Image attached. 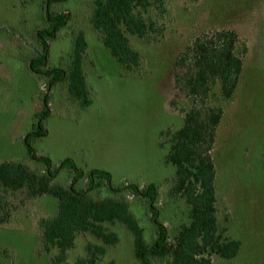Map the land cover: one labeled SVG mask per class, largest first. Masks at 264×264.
<instances>
[{"label": "rangeland", "instance_id": "1", "mask_svg": "<svg viewBox=\"0 0 264 264\" xmlns=\"http://www.w3.org/2000/svg\"><path fill=\"white\" fill-rule=\"evenodd\" d=\"M25 1L22 6L20 0H0V162H27L22 139L30 131L33 113L46 91V80L27 66L37 44L36 32L44 26L40 16L43 0ZM93 1L64 0L51 6L53 11L66 13L69 21L49 41L47 62L51 67L67 65L73 38L82 31L87 44L83 66L92 101L81 108L69 102L65 90L55 84L49 94L47 136L35 141L36 153L49 157L53 164L69 159L84 173L105 171L115 188L124 183L159 185V219L169 229L185 222L184 203L167 197L164 185L173 169L164 164L167 149L161 144L163 132L181 127L178 108L189 106L182 97L177 99V110L170 106L175 94L174 62L194 38L231 30L247 52L233 97L221 103L223 116L210 154L215 166L218 224L223 236L240 241L241 247L232 260L211 259L217 264H264V0H165L159 16L163 30L157 40L146 44L130 38L142 56L138 75L125 72L91 29L88 20ZM19 35L28 48L19 46L23 42ZM213 96L211 105L220 106L218 87ZM67 177L65 169L57 179L65 182ZM93 195L106 198L112 194L102 188ZM131 199L132 213L150 243L154 227L145 204ZM168 203L178 205L173 220L162 216L163 208L166 217L175 214V206H164ZM55 206L56 200L46 196L32 211L44 215L53 213ZM29 224L0 232V245L9 250L5 263L0 256V264H49L51 256L37 254L33 231L37 225ZM110 228L118 242L106 247L97 264H136L131 234L122 225ZM88 244L101 245L92 236L79 234L67 253V262L86 258Z\"/></svg>", "mask_w": 264, "mask_h": 264}, {"label": "trees", "instance_id": "2", "mask_svg": "<svg viewBox=\"0 0 264 264\" xmlns=\"http://www.w3.org/2000/svg\"><path fill=\"white\" fill-rule=\"evenodd\" d=\"M20 2L22 6L27 4L25 0ZM60 2L64 0H43L41 4L44 26L36 32L37 46H33L27 66L31 73L46 80V91L40 108L33 113L30 131L22 139L27 162L12 159L0 162V232L35 223L37 254L51 256L49 264H69L67 253L79 234H88L101 245L88 244L86 258L74 264H97L106 247L118 242L117 234L110 228L116 225L124 226L131 234L136 264H217L212 261L213 256L234 259L241 243L223 236L218 224L215 166L210 153L223 116L221 103L230 100L236 91L246 46H239V38L231 30L214 31L194 38L175 59L172 71L175 94L170 106L176 109L181 97L188 100L189 106L176 109L182 115L181 127L161 134L164 137L161 144L167 149L164 164L173 169L170 181L162 185L166 186L168 200L184 203L187 216L185 222L174 223L169 229L159 219V185L142 187L139 183H124L115 188L105 171L84 173L69 159L53 164L49 157L38 155L34 149L35 141L47 136L49 94L55 84L65 90L69 102L81 108L92 101L83 66L87 44L82 31L73 38L67 65L51 67L47 62L49 41L69 21L66 13L52 10V4ZM164 7L165 0H94L88 22L116 63L125 72L136 71L138 75L142 56L133 48L130 38L154 43L163 30L159 16ZM19 39L23 41L19 46L27 47L25 38L19 35ZM216 87L220 106L210 102ZM65 169L66 181H58L60 170ZM102 188L112 195L95 198L93 194ZM46 196L56 200L55 209L53 213L38 215L32 206ZM131 197L145 204L154 227L150 243L132 213ZM167 205L175 206V214L166 217L163 208L162 216L173 220L178 205L164 206ZM0 256L4 263L9 257L3 243Z\"/></svg>", "mask_w": 264, "mask_h": 264}]
</instances>
